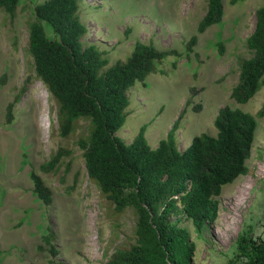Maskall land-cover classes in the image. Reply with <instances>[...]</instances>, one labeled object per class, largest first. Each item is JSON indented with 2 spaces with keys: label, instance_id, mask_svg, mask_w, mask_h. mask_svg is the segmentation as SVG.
Instances as JSON below:
<instances>
[{
  "label": "rangeland",
  "instance_id": "obj_1",
  "mask_svg": "<svg viewBox=\"0 0 264 264\" xmlns=\"http://www.w3.org/2000/svg\"><path fill=\"white\" fill-rule=\"evenodd\" d=\"M46 1L20 0L14 17L0 13V264H106L115 251L134 243L136 216L133 210L117 213L88 178L75 143L88 124L80 122L69 138L58 134L57 106L35 78L27 52L35 7ZM223 3L222 21L199 33L206 0H80V18L90 29L82 41L104 52L108 67L124 62L136 42L179 54L129 91L127 117L116 133L126 144L145 127L155 149L178 122L183 153L195 137L216 135L214 120L224 107L252 115L263 108L264 86L244 105L230 96L239 62L251 57L246 40L264 0ZM43 26L53 40L51 28ZM192 37L197 40L189 52ZM257 123L248 174L223 189L215 223L198 234L184 215L171 219L195 245L193 264H230L243 233L264 239V118ZM60 148L73 154L56 172H40ZM33 171L51 192L49 206L34 192ZM50 233L48 245L43 238Z\"/></svg>",
  "mask_w": 264,
  "mask_h": 264
},
{
  "label": "trees",
  "instance_id": "obj_2",
  "mask_svg": "<svg viewBox=\"0 0 264 264\" xmlns=\"http://www.w3.org/2000/svg\"><path fill=\"white\" fill-rule=\"evenodd\" d=\"M206 1L199 33L219 24L224 15L223 0ZM19 2L0 0V13L14 17ZM44 24L51 28L53 40L47 38ZM89 33L80 18V0H47L35 7L27 52L33 58L35 78L57 106L59 136L69 138L80 122L88 124L75 142L88 178L117 213L133 210L136 216L134 243L115 251L106 264H193L195 245L188 231L171 219L184 215L198 234L215 223L217 198L223 189L248 174L247 161L264 106L255 115L224 107L214 120L216 135L195 137L183 153L177 146L178 122L155 149L148 144L145 127L126 144L116 133L127 117L129 91L156 73L168 57L179 54L136 42L124 62L108 67L104 52L83 43ZM196 40L192 37L187 44L189 52ZM246 48L251 57L239 62L238 82L230 96L239 105L248 103L264 86V7L256 12ZM11 120L9 109L7 122ZM72 154L67 148L58 149L39 171L56 172ZM31 179L38 198L51 205L52 195L44 180L36 171ZM43 240L51 245L53 234ZM230 264H264V239L239 235Z\"/></svg>",
  "mask_w": 264,
  "mask_h": 264
}]
</instances>
